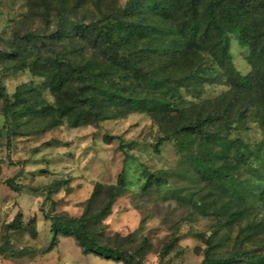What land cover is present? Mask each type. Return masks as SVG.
<instances>
[{"label": "rangeland", "instance_id": "1", "mask_svg": "<svg viewBox=\"0 0 264 264\" xmlns=\"http://www.w3.org/2000/svg\"><path fill=\"white\" fill-rule=\"evenodd\" d=\"M128 0H89L74 17L90 20L101 12L123 7ZM61 24L55 17L53 4L38 0H0V49L18 47L27 42L30 61L54 49L73 59L98 58L96 47L80 39L53 40L50 33ZM41 34L44 43L33 44L28 38ZM27 39V41H26ZM29 41V42H28ZM52 41V42H49ZM54 44V45H53ZM230 50L235 67L243 74L256 68L249 60V49L230 34ZM205 59L208 56L202 53ZM200 60V58H199ZM195 61V59H194ZM174 61L164 72L169 82L179 83L187 67ZM162 62L155 58L158 66ZM0 79L16 101L14 93L24 83L38 86V95L48 103L58 104L59 94L43 86L44 76L21 68L19 62L0 58ZM179 79V80H178ZM262 80H264L262 78ZM257 80L249 93L234 95L232 86L222 82H206L201 92L181 86L185 97L181 110L169 111L154 120L146 112H133L109 118L97 125L71 127L68 118L52 125L46 115L13 121L14 135L9 143L3 125V99L0 96V255L15 258L22 264H126L93 252L85 253L72 236L60 238L59 244L46 252L50 242V221L44 212L79 216L84 203L97 182L115 184L127 158L128 191L115 201L112 213L104 220L106 241H120L134 249L143 244L144 264H198L209 243H218L213 251L226 254L233 249L234 237L246 223H259L260 234L245 244L251 247L264 238V203L253 201L240 223L224 226L223 218L209 206L217 198V190L202 177L199 179L174 141H166L154 151L157 137L174 125L184 123L196 109L222 111L212 126L217 136L240 138L252 146H264V81ZM262 81V82H261ZM191 87V86H190ZM232 99L228 109L225 105ZM227 163L228 156L218 157ZM233 164L234 160L230 158ZM231 164V165H232ZM259 161L253 167H241L237 174L248 181H264ZM166 178L161 186L143 190V169ZM13 179L20 189H11ZM59 183L55 185V183ZM53 193L48 198V189ZM107 196V190L96 196V205ZM202 197V211L196 204ZM206 202V204L204 203ZM11 223L15 225L10 226ZM109 239V240H107Z\"/></svg>", "mask_w": 264, "mask_h": 264}, {"label": "trees", "instance_id": "2", "mask_svg": "<svg viewBox=\"0 0 264 264\" xmlns=\"http://www.w3.org/2000/svg\"><path fill=\"white\" fill-rule=\"evenodd\" d=\"M39 1L53 4L54 15L61 22L49 38L91 42L99 57L73 59L49 45L51 53L43 56L38 50L37 58L30 61L27 42L0 49V58L17 59L21 68L43 75L44 88L61 97L58 104L48 103L38 95L37 85L24 83L14 93L16 101L13 103L0 79L7 143L14 135L13 121L18 126L20 118L26 116L31 120L49 115L53 117L52 125L56 126L68 118L74 128L97 125L133 112H146L159 120L158 116L164 117L169 111L187 106H184L181 86L200 93L206 82L217 81L230 84L234 95L238 96L249 93L258 79H264V0H128L123 7L101 12L90 20L74 17L89 0ZM96 2L99 7L101 0ZM230 34L248 47L249 60L256 71L243 74L235 67ZM31 37L28 40L33 44L44 43L41 34ZM202 53L208 59L202 58ZM155 58L162 60L158 66L153 63ZM174 61L184 62L186 66L194 63L183 71L179 83L172 84L164 71ZM232 103L230 99L225 109ZM223 110L196 109L184 123L174 125L157 137L154 151L159 152L164 142L174 141L198 178L203 177L217 190V198L210 199L208 204L223 218L224 226L232 227L242 221L253 201L264 203V181L250 182L237 174L241 167L252 168L256 160L264 171V146H252L240 138L217 136L212 126ZM25 134L27 132L23 131L14 136ZM2 136L0 130V138ZM225 154L229 159L227 163L218 160ZM126 164L127 158L115 184H95L81 215L44 212V217L50 221L46 252L59 244L61 236H72L85 253L93 252L126 264H144L143 244L130 249L119 240L115 244L105 240L104 220L112 213L117 198L128 191ZM142 173L146 177L143 190L166 183V178L159 173L145 168ZM6 183L11 189H20L13 179H7ZM105 189L106 198L96 205L97 194ZM48 193L49 198L52 188ZM196 206L202 211V197ZM260 232L259 223L242 225L231 251L216 255L213 248L218 243L210 242L198 264H264V238L257 245L245 246Z\"/></svg>", "mask_w": 264, "mask_h": 264}, {"label": "crops", "instance_id": "3", "mask_svg": "<svg viewBox=\"0 0 264 264\" xmlns=\"http://www.w3.org/2000/svg\"><path fill=\"white\" fill-rule=\"evenodd\" d=\"M0 264H22L19 261H16L15 258H9L4 255H0Z\"/></svg>", "mask_w": 264, "mask_h": 264}, {"label": "built area", "instance_id": "4", "mask_svg": "<svg viewBox=\"0 0 264 264\" xmlns=\"http://www.w3.org/2000/svg\"><path fill=\"white\" fill-rule=\"evenodd\" d=\"M58 264H69L68 262L58 263Z\"/></svg>", "mask_w": 264, "mask_h": 264}]
</instances>
